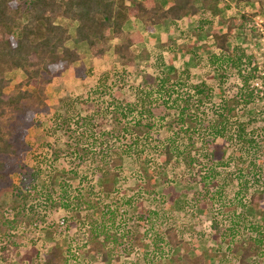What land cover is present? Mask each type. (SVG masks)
Listing matches in <instances>:
<instances>
[{"label":"trees","instance_id":"16d2710c","mask_svg":"<svg viewBox=\"0 0 264 264\" xmlns=\"http://www.w3.org/2000/svg\"><path fill=\"white\" fill-rule=\"evenodd\" d=\"M219 4L220 0H0V188L3 184L6 187L10 174V160L6 158L20 153L19 137L26 135L23 127L34 120L30 114L47 106L46 85L60 66L70 65L79 57L68 45L69 40L85 42L96 55L104 53L109 42L116 40L113 46L116 54L129 62L136 57L135 44L144 38L140 30L125 29L130 19L139 20L146 32L183 17L197 16L209 23L210 17L221 14ZM247 19L246 15L242 16L240 29ZM225 26V31L216 29L212 33L216 50L209 57L213 69L208 75L210 83L201 80L190 85L189 72L165 71L155 86L141 88L133 100L110 102L114 126L102 129L105 124L102 120L94 123L97 118L107 117L109 106L97 104L83 121L85 129L82 123L70 129L78 135L86 133L90 123L100 127L95 134L91 133L86 146L77 141L73 149L68 148L72 161L67 171L59 163L49 171L44 186L35 182L34 173L19 172L11 192V209L15 214L12 219H0V230L5 235L1 246L5 264H13L15 259L20 264H75L78 256L72 252L76 250L94 258L93 264H120L118 251L125 244L122 258L130 253L131 246L134 251L143 250L146 257L152 253V259L157 262L166 259L176 248L189 249L185 229L167 221L158 225L157 221L160 212L154 205L157 178L163 176L169 164L172 169H179L174 181L196 182L200 186L186 200L185 209L190 215L196 207L212 212L214 238L225 245L214 252L217 264H264V210H260L263 219L250 218L245 213L246 206L258 210L264 202V140L261 139L264 124L253 126L260 119L264 121V115L261 117V113L254 111L241 119L246 108L258 105L263 98L264 80L261 86L252 81L259 76L264 79V74L245 44L230 46L234 23L226 22ZM198 30L201 32L203 28L199 26ZM15 69L22 70L25 78L7 92L6 72ZM225 72L239 78L241 86L237 94L222 97L209 113L188 112L193 106L197 109L204 104L205 99L210 101L215 88L221 91V87L212 84L224 77ZM156 104L165 105L167 112L157 117ZM62 116L60 112L55 116L58 128H64V121L70 123ZM166 127L170 128L169 135L159 138ZM201 134H208V139H200ZM217 139L222 142L215 144ZM197 140L204 141L213 164L206 165L204 157L195 152L201 145ZM49 146L52 152L48 154L55 160L58 153L64 152ZM128 170L136 171L135 175L140 177L141 182L133 186L137 187L136 197L126 191L123 173ZM94 175L99 177V185L93 182ZM229 191H233L234 197H229ZM36 198L38 201L45 198L49 207L65 211L54 222V229L72 231L68 241L54 239L47 244L46 237L55 234L45 227L31 242L14 239L17 233L11 230L34 225L32 219L25 217L36 213L38 207L32 203ZM131 208L141 213L140 219H148L150 225H128ZM187 217L188 220L191 216ZM147 246L152 250L150 253H146ZM31 250L34 253H29ZM187 252L183 253V259L174 256L172 264H210L202 253Z\"/></svg>","mask_w":264,"mask_h":264},{"label":"rangeland","instance_id":"374dc122","mask_svg":"<svg viewBox=\"0 0 264 264\" xmlns=\"http://www.w3.org/2000/svg\"><path fill=\"white\" fill-rule=\"evenodd\" d=\"M219 5L222 7L221 14L210 17L209 23L197 16L183 17L177 22L172 23L167 21L166 23H161L156 26L153 32H146L139 20L130 19L125 24V29L131 31L140 30L144 34V38L135 44V55L137 58L134 57L129 62L116 54L113 47L116 40H111L109 47H107L104 53L99 55L93 54L85 42L75 43L69 40L67 42L68 45L79 53V57L70 65L60 66L56 70L52 81L45 88V102L47 106L40 112L36 111L30 114V117L34 120L29 123V126L23 127V134L26 135H24L25 137H19L21 143L20 153L12 158H6L8 161L10 160V174L6 178V187L3 184L0 188V219H12L15 214V210L11 209V199L13 198L11 192L12 184L17 183L16 180L20 171L34 173L36 176L35 182L40 183L41 186L46 184L45 181L49 177V171L59 163H62L61 166L67 171L66 169L72 161L67 154L69 149L74 147L77 141H80L79 143L82 146L85 145L87 139H91L89 138L92 135L91 133L94 132L95 134L100 127H93V124L90 123V129L84 134L77 133L78 135L71 132L70 129L76 128L81 123L82 127H84L83 121L87 117H90L92 109L97 104L105 107L111 104L110 102H113L114 99L125 102L133 100L136 97L135 94L141 88L155 86L159 75L165 73V71L189 72L190 85L193 82H200L201 80H207L210 83L208 75L213 69L209 63V57L216 50L212 33L216 29L225 31L226 22L232 21L235 25L234 33L229 40L230 46L241 43L245 44L253 62L257 63L261 74H264V0H220ZM259 9H262V12H258ZM243 15H246L249 19L243 21L244 26L240 29L238 25L242 22ZM199 26L203 28L201 32L198 30ZM74 29L75 27L73 26L71 32ZM224 74V77L215 80L212 84L215 87H221V91L215 88V93L210 101L205 99L206 102L204 104L198 105L199 109L193 106L188 112L198 113V111H201L209 113L219 105L222 97H232L237 94L241 86L239 78L228 72ZM6 78L8 80L6 91L9 92L18 81L25 78V74L22 70L15 69L7 71ZM263 80L259 76V78H255L252 82L261 86L263 85ZM254 111L261 113V117H263L264 96L259 99L258 105L246 108V114L242 115L241 119H246L248 113ZM58 112L63 114L62 118L70 122L66 123L67 121H62L64 128L55 126L54 119ZM166 112L165 105H155L154 113L157 117L164 115ZM106 115L107 117L104 119L97 118L94 120L95 124L101 120L105 123L102 129L115 125L111 116L112 106H107ZM263 124L264 121L260 119L253 126L259 127ZM169 129V127L163 128L158 137L164 138L169 135ZM201 138L208 139V134H201ZM261 139L264 140V136ZM208 141L210 144L213 143V139ZM216 142L221 143L222 140L217 139L214 143L216 144ZM49 144L56 149L64 151L63 153H58L60 154L58 156L60 159L57 158L55 160L53 155L48 154L51 151ZM198 145H200L199 149H196L195 152L199 156L202 155L204 157L206 165L213 164L210 162L212 157L207 156L208 148H206L204 141L203 143L199 141ZM192 150L194 153V149ZM220 153L221 150H219V156L222 155ZM224 159H226L225 156ZM128 163L132 164V161H128ZM171 167L172 165L169 164V167L163 172V176L157 178V194H155L157 201L154 204L160 209L157 221L158 225L161 222L167 221L170 225L176 224L180 229H185V237L189 241L190 248H176L169 255L170 257L168 256L169 258L166 257V259L163 258L161 261L158 260L156 262L155 258L152 259V253H150L152 250L148 246L146 247V253L150 254L147 257L143 250L136 248V251H134V248L130 246L128 248L130 253L122 258L121 255L124 251L122 247H126L125 244L119 251L117 250L121 257L120 264H172L174 256L183 259V253L187 252V250V253L190 255L202 253L210 264L218 263V257L215 256L214 252L219 251V247L224 249L225 245L214 238L213 230L211 229L212 212H208L202 207H196L193 210L194 214L190 215L185 209L186 200L200 186L196 182L182 184L179 181H174L175 175L179 173V169L175 170ZM135 174H137L136 171H124L123 180L126 182V191L131 194L134 193L136 197L138 191H135V189L137 187L134 189L133 186L141 181L140 177ZM88 178L91 179L92 177L88 176ZM93 182L96 185L101 183L97 175ZM232 192L229 191L228 195H231ZM229 197H234V195ZM40 199L39 201L37 198L32 200V203L38 207L35 209L36 213L25 217V219H32L34 225L32 227L28 226L26 229L21 227L19 230H11L17 233L15 234L16 236H13L14 239L22 242H31L32 239L38 236V233H41L40 229L45 227L46 229L53 230L55 234L54 236L46 237L45 242L47 244L54 239L68 241L72 231L64 232L61 227L54 229V222L59 219L60 214L64 215L65 211L62 212L60 208H51L45 202V198ZM261 204L258 210L251 205L246 206L245 213L250 218L263 219L260 210H264V202L262 201ZM216 208L218 207L216 206ZM239 210L242 211L241 207ZM140 214L135 208H131L127 218L128 225L139 227V224H148L149 226L150 222L148 219H140ZM187 216L191 217L187 220ZM167 217L170 219H165ZM226 224L229 225V222L226 221ZM36 225L38 229L35 228ZM4 236V233L0 230V264H5L3 252L1 251L2 243L5 241ZM37 246L40 247V241L37 242ZM64 246H66L65 241ZM78 251L76 250V253L72 252L78 256L75 264L78 262L79 264H93L94 258L84 252ZM32 252L34 253L32 250L29 253ZM13 264H20V262L18 259H15L13 260Z\"/></svg>","mask_w":264,"mask_h":264},{"label":"crops","instance_id":"0c3cea01","mask_svg":"<svg viewBox=\"0 0 264 264\" xmlns=\"http://www.w3.org/2000/svg\"><path fill=\"white\" fill-rule=\"evenodd\" d=\"M128 22V21H127Z\"/></svg>","mask_w":264,"mask_h":264}]
</instances>
